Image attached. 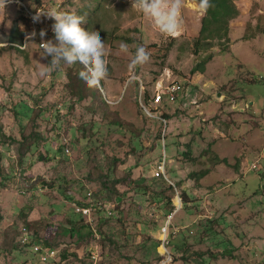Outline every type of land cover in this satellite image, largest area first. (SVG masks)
I'll return each instance as SVG.
<instances>
[{
  "label": "rangeland",
  "instance_id": "obj_1",
  "mask_svg": "<svg viewBox=\"0 0 264 264\" xmlns=\"http://www.w3.org/2000/svg\"><path fill=\"white\" fill-rule=\"evenodd\" d=\"M35 1L9 0L0 7V264H44L31 248H21L20 228L28 224L52 239L57 226L70 227L68 218H80L74 202L85 200L88 190L98 197V232L83 228L73 240L67 233L58 247L68 248L66 259L45 264H94V252L105 253L103 264H162L166 250L172 255L167 264H264V0H232L240 15L230 24L229 40L212 38L199 55L194 44L204 11L190 0L175 38L156 31L131 8L132 0H41L44 11L77 13L83 27L104 40L108 76L96 103L106 108H92V99L79 101L71 92L68 76L81 65L49 68L39 33L45 30V39H53V21L41 16L33 22ZM33 30L35 39L25 44ZM139 46L150 59L133 68ZM186 80L200 93L195 105L187 101L191 107L179 110L184 97L153 104L157 84ZM109 111L119 114L125 128L109 129L108 121L117 117L107 118ZM148 112L172 119L166 127ZM34 130L43 140L20 157V141ZM62 144L69 153L58 151ZM165 157L168 178L180 182V197L188 195L187 204L176 195L174 205L181 209L169 217L139 187L153 185ZM95 167L125 181L117 185L123 194L117 202L105 201L100 183L87 178ZM167 238L173 240L166 248L153 249Z\"/></svg>",
  "mask_w": 264,
  "mask_h": 264
},
{
  "label": "trees",
  "instance_id": "obj_2",
  "mask_svg": "<svg viewBox=\"0 0 264 264\" xmlns=\"http://www.w3.org/2000/svg\"><path fill=\"white\" fill-rule=\"evenodd\" d=\"M190 1L192 3H195V4L199 5V0H190ZM40 3H41V0H36L35 1V4L38 7L41 6ZM210 4H211V7H209L206 11H204V17L202 18V21H201V30H200V33H199V38L194 44V46H196L195 48H196L197 55H199L200 51L202 50L203 47H205V45H208L207 42L210 41V39H212V38H219L221 40L224 39V40L228 41L229 40V36H230V32L229 31L231 29V25L230 24L235 19H237L239 17V15H240V12H239L237 6L234 4V2L232 0H210ZM25 36H26V34L21 36L20 43L23 42V39H24ZM11 40H13V41H11L13 43H15V41H16L15 37H11ZM128 42L132 43V42H137V41H134L133 39H128ZM166 51H168V49H166ZM209 62H210V60L205 61L198 68H196V70H193V75L198 73V72H200L201 70H203ZM81 70H82V66H81V68L79 67L75 71H70L71 73L68 76L69 77L68 86L71 89V92H73L78 97L79 101H85L86 99H92L94 101V104L96 105V106L92 105V108H95L97 106L100 107V108L108 107L107 103H104L102 105L96 103V101L99 98H101L102 94L104 95L103 89H102V87L100 85L93 86V87H89L88 85H86L85 82L79 77V72ZM146 102L148 103V97L146 98ZM147 107H148V104H147ZM112 114L116 115L117 117L108 121L109 124L112 125V126H109V129H110V127H114L115 128V126L116 127L121 126L122 128H125V125L122 123V120H121V118H119V114H117L116 111L115 112L114 111H109V112L105 113L106 117L109 118V119L111 118ZM148 117L150 118V116H148ZM163 118L166 119V120L168 118V120H169L171 118V116L170 115H164V117H163L161 115L159 118L156 117V118H153V119H157L162 124H164ZM105 125H106V123H104V126ZM107 128H108V126H107ZM90 133H93V135L95 134L93 129H90ZM158 138L160 139L161 137L158 136ZM165 138H166V136L164 135L163 139L165 140ZM41 140H43L42 134H40L39 132H37L35 130L32 131L30 134H24L23 140L20 141L19 146H18V151L20 153V157L27 156L28 153H30L32 151L33 147H38V145L40 144ZM77 143L78 144L81 143L79 141V139H78ZM133 147L135 148V151H136L137 147H135L134 144H133ZM58 151L62 152V154L65 155L66 152H67V148H66L65 144H62V146L58 149ZM190 152H191V150H190ZM190 152H188V153L190 154ZM191 158L193 160H196V158L195 157L193 158V156ZM94 170L89 173L87 178L89 177L91 180H96V182L98 181L100 183L101 192L102 193H106L105 194L106 196L104 195V197H103V199L105 201L108 200V201H111V202L112 201L117 202L118 198L123 197V194L121 193L120 189L117 188L118 184L125 183V181L123 179L111 180V177L109 176V175H111L110 172L104 171L103 168L95 167ZM130 174L132 175L131 172H130ZM199 174L205 175L204 172L199 173ZM195 175L197 176L198 174L194 173L192 176H195ZM154 178L155 179H153V180L155 182L153 183V185H149L148 182H145L144 185H141L139 187L144 189L143 195L150 196V199L153 198V204L154 205L157 206L158 203H161L162 204V205H160V206H162L161 209L164 208L165 211H166L165 212L166 213V217H169L170 214H172L173 211L176 208V206L174 205V198L178 194V191L181 188V184H180V182H178V183H174L173 182L172 183V181L171 182L168 181L163 176H160V177H155L154 176ZM154 185H158L159 188H155ZM82 190H86V188L83 187ZM89 193H90L89 190L84 193V199L85 200L78 199L76 201L81 206L82 205H89L86 202V199H88V194ZM187 196L188 195L186 193H182L181 194V198L183 200V204H187L188 203V197ZM97 198H98L97 197V193H95V195L92 193V200H93L92 203L93 204H95V200L97 201ZM156 198H157V201H156ZM97 210H99V208ZM75 212H76V210H75ZM112 212L114 213V211H112ZM95 213L97 214V212H95ZM78 215L80 216V218L78 220H74V219H71V218L69 219L68 218V223L71 224L70 227L66 228V226H62V228H61V226H57L56 227V234H55V236L52 239L49 236H45L44 235L42 237L41 235H38V232L33 230L31 228V226H29L28 224H27V226L30 228L32 233H34L35 237L38 240H41V242L43 244L51 246L52 248H56L57 249L60 245L64 244L62 242H65V240L67 238L66 237L67 233L70 234L69 235V240H73L75 233L78 234V237H81L83 228L86 229L87 227H89L91 229V231H92L91 227H93V226H91L87 222V219L85 217H83L82 215H80V214H78ZM107 217L111 218V216L110 217L107 216ZM37 221H39V220L28 222V223L30 225H33V224H36ZM48 226H49V224H47V227ZM101 228L104 229V225L103 224H101ZM59 232H61V233H59ZM102 232L104 234V231H102ZM172 240H171V243H172ZM162 243L163 242H161V241H156L154 246H153V249L156 250V248L158 246L162 245ZM20 246H21V248H25V249L29 248V247H23L21 244H20ZM154 252L156 253V251H154ZM67 253H69L68 252V248L62 249V250L60 249L59 257L66 259ZM104 255H105V253L103 252V258H104V261H105V256ZM162 259H163V256H158V260L159 261H161Z\"/></svg>",
  "mask_w": 264,
  "mask_h": 264
},
{
  "label": "clouds",
  "instance_id": "obj_3",
  "mask_svg": "<svg viewBox=\"0 0 264 264\" xmlns=\"http://www.w3.org/2000/svg\"><path fill=\"white\" fill-rule=\"evenodd\" d=\"M9 0H0V7L5 8ZM211 7L210 0H199V11ZM131 8L141 12L148 18L156 31L166 37L175 38L182 33L184 27L182 12L185 0H132ZM41 9V7L37 8ZM41 16L53 21V39H45L46 31L41 30V47L45 58L51 57L48 64L52 70L62 68L63 64L82 66L79 77L89 87L97 86L108 76L109 51L97 31H88L83 27L82 17L75 12L50 9L37 12L33 22H40ZM35 30L26 36V43L36 36ZM122 51L127 52L121 44ZM150 59V52L139 46L135 51L131 66L135 68L145 64ZM48 69H45L47 71Z\"/></svg>",
  "mask_w": 264,
  "mask_h": 264
},
{
  "label": "built area",
  "instance_id": "obj_4",
  "mask_svg": "<svg viewBox=\"0 0 264 264\" xmlns=\"http://www.w3.org/2000/svg\"><path fill=\"white\" fill-rule=\"evenodd\" d=\"M37 12H44V9H38L37 11H30L29 14L32 16H35ZM168 79V78H167ZM158 81L160 82V80L158 79ZM167 81V80H166ZM187 82L185 81L183 83L180 82H171L165 86H161L157 84V90L154 94L153 97V104L154 105H160L162 104L164 101H168L171 103H175L183 94H185V92L187 91ZM164 97H166L167 99H164ZM148 115L153 117V115L148 112ZM159 118V117H157ZM163 122L167 125V120L163 118ZM67 152H70V149L67 148ZM166 166H167V162H166V157L164 158V162L163 163H159L157 164V170L155 173V177H160L163 176L165 177L168 181L171 182V180L168 178L167 174H166ZM173 183V182H172ZM179 198L180 195L178 193ZM181 200V199H180ZM86 202L89 205H80L77 201L74 202V207L76 210L77 214L82 215L83 217H85L87 219V222L93 226V219H94V212H95V204H93V200H92V193L90 192L88 194V199H86ZM180 205L183 204L180 202ZM176 208L174 210V213H176L179 209H181V206H177L175 205ZM110 214L113 215V212L110 211ZM174 215V214H173ZM168 225V224H167ZM170 225H168V229ZM172 228V227H171ZM93 229L98 232V230L96 228L93 227ZM20 238H19V243L23 246V247H29L31 248L35 254L38 256L39 260L41 262L48 263L51 261H56L58 260V257L60 255V249H56V248H52L51 246L45 245L41 242V240H38L34 233H32V231L30 230V228L27 225H23L20 228ZM171 234V233H170ZM175 234V231H174ZM171 240L170 238H167L166 240H164V242L162 243L164 245V247L166 248L168 244H170ZM167 252V259L162 263V264H167L166 262L169 261L170 258H168L169 256L171 257L172 255H170ZM91 258L93 260L94 264H103V254H99V253H92Z\"/></svg>",
  "mask_w": 264,
  "mask_h": 264
},
{
  "label": "crops",
  "instance_id": "obj_5",
  "mask_svg": "<svg viewBox=\"0 0 264 264\" xmlns=\"http://www.w3.org/2000/svg\"><path fill=\"white\" fill-rule=\"evenodd\" d=\"M186 81H188V80H186ZM185 82V81H184ZM192 85H193V81H192V83H190L189 81L187 82V91L185 92V94H183L180 98H182V97H184L183 99H184V106H183V108L182 109H179V110H185V109H189V108H186V104H187V101H191V100H193V101H191L193 104L195 103V101H196V99L199 97V92H197V91H193L192 92V90H191V88H192ZM193 96H196L195 98L193 97ZM179 98V99H180ZM199 103V102H198ZM195 105V104H194ZM200 107V105L199 106H197V108H199ZM175 111H177V110H174V112ZM173 112V113H174ZM202 112V111H201ZM172 119V118H171ZM171 119H170V121H171Z\"/></svg>",
  "mask_w": 264,
  "mask_h": 264
},
{
  "label": "bare ground",
  "instance_id": "obj_6",
  "mask_svg": "<svg viewBox=\"0 0 264 264\" xmlns=\"http://www.w3.org/2000/svg\"><path fill=\"white\" fill-rule=\"evenodd\" d=\"M196 7H197V6H196ZM161 252H165V248L162 247V248H161Z\"/></svg>",
  "mask_w": 264,
  "mask_h": 264
}]
</instances>
